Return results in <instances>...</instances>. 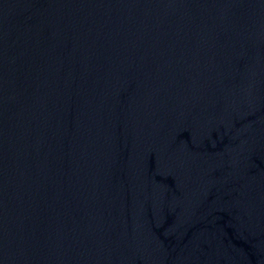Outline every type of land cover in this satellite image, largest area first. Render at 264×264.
<instances>
[{
    "label": "water",
    "instance_id": "obj_1",
    "mask_svg": "<svg viewBox=\"0 0 264 264\" xmlns=\"http://www.w3.org/2000/svg\"><path fill=\"white\" fill-rule=\"evenodd\" d=\"M0 264H264V0H0Z\"/></svg>",
    "mask_w": 264,
    "mask_h": 264
}]
</instances>
